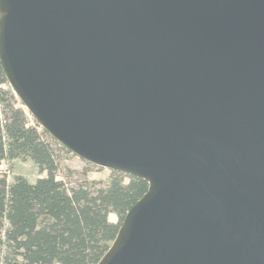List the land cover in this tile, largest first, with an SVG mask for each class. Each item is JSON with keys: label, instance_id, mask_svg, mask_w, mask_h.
I'll use <instances>...</instances> for the list:
<instances>
[{"label": "water", "instance_id": "obj_1", "mask_svg": "<svg viewBox=\"0 0 264 264\" xmlns=\"http://www.w3.org/2000/svg\"><path fill=\"white\" fill-rule=\"evenodd\" d=\"M8 84L146 194L98 264H264V0H0Z\"/></svg>", "mask_w": 264, "mask_h": 264}, {"label": "trees", "instance_id": "obj_2", "mask_svg": "<svg viewBox=\"0 0 264 264\" xmlns=\"http://www.w3.org/2000/svg\"><path fill=\"white\" fill-rule=\"evenodd\" d=\"M54 145L60 144L36 121L30 124L0 63V245L8 252L4 264H98L127 213L148 190L144 180L119 172H112L106 186L83 180L69 188L58 179ZM20 159L31 160L46 176L35 183L18 176L9 184L1 166Z\"/></svg>", "mask_w": 264, "mask_h": 264}, {"label": "rangeland", "instance_id": "obj_3", "mask_svg": "<svg viewBox=\"0 0 264 264\" xmlns=\"http://www.w3.org/2000/svg\"><path fill=\"white\" fill-rule=\"evenodd\" d=\"M26 112L29 116L30 124L33 125L34 118L27 110ZM61 147V145H54L58 163L57 174L58 179L63 180L69 188L83 180L101 182L102 186H106L110 182L112 171L93 166L72 153L66 152ZM1 171L7 174L9 184H13L18 176L24 177L30 183H35L39 178L46 176L45 173H40L38 167L31 160H15L11 164L4 162L1 166ZM110 221L116 223L117 217L111 215ZM7 254V249L0 245V264H4Z\"/></svg>", "mask_w": 264, "mask_h": 264}]
</instances>
